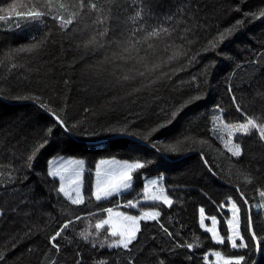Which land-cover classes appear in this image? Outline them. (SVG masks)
Returning <instances> with one entry per match:
<instances>
[{
	"label": "trees",
	"instance_id": "16d2710c",
	"mask_svg": "<svg viewBox=\"0 0 264 264\" xmlns=\"http://www.w3.org/2000/svg\"><path fill=\"white\" fill-rule=\"evenodd\" d=\"M58 2L70 5L81 0ZM11 3L27 11L36 0H0V8L6 9ZM87 3H97L102 11L81 9L82 18L79 22L74 18L67 29L60 28L59 21L50 16L34 22L12 14L0 21L3 264H77V252L85 264H210L205 262L210 252L245 254L243 249L233 251L227 245L215 244L200 230L198 212L203 207L207 216L220 217L231 197L240 208L241 228L248 214L259 213L264 221V141L255 129L235 135L233 142L241 145L242 155L232 157L220 145L222 125L213 122L218 118L227 126L252 119L264 125V60L260 59L264 55V17L252 16L264 9V0ZM98 17L102 23L97 22ZM237 20L242 25L236 26ZM226 28L231 34L220 41V33ZM105 29L106 35L100 36ZM153 30L155 34L149 35ZM213 43L217 44L215 50ZM29 45L39 47L18 51ZM125 46L130 51H124ZM205 65H211L207 77L200 75L206 71ZM194 75L196 81L192 80ZM228 87L232 92L226 91ZM18 95H40L45 108L63 110L70 125L89 131L64 137V146L52 142L29 162L31 145L42 141L51 117L38 102L16 99ZM190 95L202 98L186 104ZM180 105L184 107L173 123L150 137L159 152L146 142L101 130L108 124L123 126L127 119L143 131L150 122H163L162 108L170 114ZM216 105L221 110H216ZM55 131L61 134V130ZM177 140L183 150L171 152L169 146L176 145ZM57 154L85 161L83 204L73 205L58 194V179L47 176V161ZM201 156L207 164L202 163ZM113 157L131 163L139 158L145 167L134 172L129 189L96 201L91 196L96 163ZM148 160L153 163L149 165ZM159 174L164 177V194L173 201L171 206L145 201L134 209L125 207L128 200L135 202L144 195V176ZM237 188L245 193L248 205L242 206ZM255 205L258 212H254ZM108 208L134 215L159 211L161 215L159 223L140 221L141 230L129 250L109 248L116 238L110 236L106 225L95 228L106 218ZM68 220L72 223L57 237V251L51 247L50 237ZM161 224L171 236L164 233ZM82 232L88 235L87 240ZM188 244L193 247L189 249ZM247 255L254 264H264V247Z\"/></svg>",
	"mask_w": 264,
	"mask_h": 264
},
{
	"label": "snow or ice",
	"instance_id": "6c2138e0",
	"mask_svg": "<svg viewBox=\"0 0 264 264\" xmlns=\"http://www.w3.org/2000/svg\"><path fill=\"white\" fill-rule=\"evenodd\" d=\"M69 8L75 9L72 12H69ZM90 8L96 11H102L101 7L97 3H87V0H81L80 3L76 4H65L62 2H58V0H36V3L31 5V7L27 11L18 10L17 3H11L7 6V8H0V13H7V15L0 14V21L6 20L11 17L12 14H15L18 18H26L34 22H41L46 17H51L53 21H59L60 28L67 29L69 25H73V19L77 18V22L81 17L80 10ZM55 10L57 12L56 15H53L52 12ZM61 12L67 13V15L60 14ZM247 16L248 14L245 13ZM254 18H262L264 17V9L259 12L257 16L255 13L252 14ZM98 23H102L97 18ZM242 21L237 20L236 26L242 25ZM45 27L47 25L45 24ZM231 29H224L223 32L220 33V41L225 38V34H231ZM107 33V29L104 32L99 33L100 36H104ZM155 34V30L149 33V35ZM90 43H94V41H90ZM219 43V41H217ZM39 45H29L27 47L21 48L18 51H32L34 48H38ZM217 47L216 43L212 44L213 50ZM124 51H130V48L125 46ZM207 51V49H205ZM179 55V53H176ZM195 59V58H193ZM260 59L264 60V55H261ZM206 71L201 72L200 75L207 77L210 74L211 65H205ZM143 75V74H141ZM226 79H228L226 77ZM193 81L197 80V77L194 75L192 77ZM65 84H68V81H65ZM228 92H232V88L228 87L226 89ZM16 99H25V100H34L39 103V107L46 111L50 117L51 121L47 126V133L42 138V141H36L31 145V154L27 156V160L29 162L33 161V157L40 154L41 150L45 149L52 142H55L57 145L64 146L65 138L73 135H83L86 134L89 129H80L76 125H70L68 123V117L65 114H62L63 110L57 111L56 109L45 108V102L41 99L40 95H30V96H21L18 95L15 97ZM202 98V95H190L189 99L185 102L186 104H191L194 101H198ZM232 103H236L235 95L232 96ZM184 105H180L175 107L173 110L161 109V113L164 114V120L162 123L158 122H150L149 125L145 126V130L140 131L135 129L132 124L125 119L123 121V126H112L108 124L107 126H101V130L109 135H122L129 139L138 141L139 143H148L151 144L153 149L157 152L160 151L157 143L150 139L153 136V133H156L158 129L165 128L167 125L172 124L176 119L178 113L181 111ZM216 110H221L220 105L215 106ZM236 110H240V105L236 106ZM85 112L88 109L84 110ZM138 115V114H137ZM154 124V126H153ZM56 129L61 130V134H56ZM255 129L259 133V138L261 141H264V125H257L252 119H247L245 123H241L238 125H227L226 130L228 134V139L224 144V147L231 154L232 157L239 158L242 155L241 145L239 143H233V135L234 133H242L247 134L250 130ZM94 133V129L92 130ZM181 141L177 140L176 145L169 146V150L171 152H181L183 149L180 146ZM163 156V155H162ZM59 161L55 166H53V161ZM202 163L207 164V161L203 159L201 156ZM147 163L151 165L153 163L152 160H148ZM85 161L83 159H73L69 158L67 160L64 159L63 156L59 154L53 156L48 159V171L47 176L53 178H59V188L57 189L58 194H63L71 204L80 205L84 203V197L81 192L82 186V174L84 171ZM104 165L105 167H101ZM145 167V163H142L139 158L135 159L132 163H129L128 159L118 160L113 157L111 160L100 159L96 163L95 167V177L96 182L93 186V190L91 192V196L95 198L96 201H101L102 198L112 197L113 195L120 194L122 190L129 189L133 183L134 172L137 170L143 169ZM31 170V164L29 165ZM160 180H163L164 177L160 176ZM158 183L157 179H152L144 184V192H145V200L149 201H162L164 205L171 206L173 201L164 194V189L159 188L157 191L153 192L151 190L152 186H156ZM237 193H239V199L242 201V206H246L249 204L248 199L245 196V193L241 191L240 188L236 189ZM75 193V196L72 193ZM261 196H264V192H261ZM230 205L231 212L233 214V218L227 220V242H230L232 249H243L245 250V254L231 255L224 257L221 255L220 251H216L214 256L216 258V264H254L251 261V257L247 255L248 252L264 247V221H261L259 213L248 214L245 220L243 227H240V221L237 219V214L240 211L237 203L232 200L231 197L226 201ZM125 207L127 208H136L137 205L132 201L128 200ZM108 213V217L104 220L95 224V228L99 230L103 225H108V231L110 236L116 239H113L112 242L108 245L109 248H123L125 250H129L130 245H132L133 241L137 239V233L140 232V221H158V217H160L161 213L159 211H151V212H142L139 216L137 215H129L127 212L116 211L113 212L112 208L106 209ZM200 220L199 226L201 229L205 228V213L203 207L200 208ZM77 220L80 219L79 216L76 217ZM212 227H208L206 231L211 233V239L218 244H224L225 240L218 234L216 224L217 217L213 215L211 217ZM72 223L71 220L66 221L61 226L60 230L56 231L53 236L50 237L49 243L52 248L57 251L60 250L59 244L57 242V237L61 236V233L69 228V225ZM163 229L164 233L169 236L172 235L168 231L167 228L164 227L163 224L160 225ZM243 232V235L241 234ZM83 236L85 240L88 239V235L84 232L80 234ZM101 247H103V242H101ZM187 247L191 249L193 247L192 244H188ZM77 256V264H85L83 258H81V254L79 252L76 253ZM3 257H0V264H3ZM205 260H207V256H205ZM104 264V262H102ZM131 264V261H129ZM159 264H165L164 261H159Z\"/></svg>",
	"mask_w": 264,
	"mask_h": 264
},
{
	"label": "rangeland",
	"instance_id": "374dc122",
	"mask_svg": "<svg viewBox=\"0 0 264 264\" xmlns=\"http://www.w3.org/2000/svg\"><path fill=\"white\" fill-rule=\"evenodd\" d=\"M213 122H214V125L216 126H219V125H222L221 127H220V130H219V134H220V136H221V143H220V145H221V147H222V149H224L225 151H227V149L224 147V144H225V142L227 141V139H228V134H227V130H226V126H223V124H222V122L218 119V118H215L214 120H213ZM235 135H244V134H242V133H234V135H233V139H234V137H235ZM234 143V142H233ZM70 157H64V159L65 160H67V159H69ZM73 159H78V158H73ZM106 160H111V159H106ZM57 163H59V161H53V166H55ZM129 163H131V162H129ZM84 166H85V164H84ZM102 168L103 167H105L104 165H102L101 166ZM85 168V167H84ZM47 169H48V165H47ZM84 173H85V169H84V171H83V174H82V181H83V175H84ZM93 186H94V184H95V182H96V177H95V170L93 171ZM160 176H162L161 174H159V175H155V176H149V177H146V176H144L143 177V187H144V184L145 183H147L148 181H150V180H152V179H157V181H158V183H157V185L156 186H152V188H151V190L153 191V192H155V191H157L159 188H163V180H160L159 179V177ZM57 179H58V181H59V178L57 177ZM82 187H83V183H82V186H81V192H82ZM127 189H124V190H122V192H124V191H126ZM63 195V194H62ZM72 195L73 196H75V193L73 192L72 193ZM144 197H145V192H144V195L141 197V198H139L137 201H135L134 203L137 205L138 203H140V202H145V201H149V200H145L144 199ZM66 198V197H65ZM102 199H104V198H102ZM160 202H162V201H160ZM254 212H258L259 211V206L258 205H255L254 207ZM200 210V209H199ZM116 211H122V210H120V209H113V212H116ZM143 211H140L139 213H137L136 215L137 216H139L141 213H142ZM144 212H146V211H144ZM129 214V213H128ZM129 215H134V214H129ZM108 217V213H107V215H106V218ZM211 217L212 216H207L206 214H205V228L204 229H201L200 228V226H199V228H200V230L202 231V232H204V233H207L210 237H211V233H208L207 231H206V229L208 228V227H212L213 225H212V221H211ZM105 218V219H106ZM233 218V214H232V212H231V209H230V205L227 203V205H224L223 207H222V213L220 214V217H217V224H216V228H217V231H218V234L225 240V243L224 244H218V243H216L215 241H213L215 244H217V245H219V246H225V245H227V247L229 248V249H231V250H233V251H239V250H242V249H232L231 248V245H230V242H227V235H228V228H227V220H229V219H232ZM237 219L240 221V227H241V215H240V211H239V213L237 214ZM199 220H200V211L198 212V225H199ZM142 221V220H141ZM140 223V222H139ZM107 227H108V225H106ZM242 234V233H241ZM214 253H215V251L214 252H210V253H208L206 256H207V260H205V262H207V263H210V264H216V258H215V256H214ZM221 255L222 256H224V257H227V255H225V254H223V253H221Z\"/></svg>",
	"mask_w": 264,
	"mask_h": 264
},
{
	"label": "water",
	"instance_id": "95a60500",
	"mask_svg": "<svg viewBox=\"0 0 264 264\" xmlns=\"http://www.w3.org/2000/svg\"><path fill=\"white\" fill-rule=\"evenodd\" d=\"M116 138H119V137H116ZM112 139H115V138H112ZM110 140V139H109ZM106 141H108V140H104V141H102V142H106ZM249 212H250V209H249Z\"/></svg>",
	"mask_w": 264,
	"mask_h": 264
}]
</instances>
